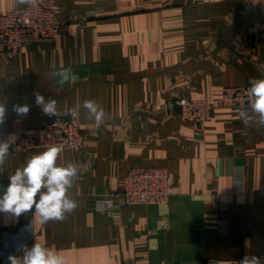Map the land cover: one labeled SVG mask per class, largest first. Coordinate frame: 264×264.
I'll list each match as a JSON object with an SVG mask.
<instances>
[{
	"label": "crops",
	"instance_id": "obj_1",
	"mask_svg": "<svg viewBox=\"0 0 264 264\" xmlns=\"http://www.w3.org/2000/svg\"><path fill=\"white\" fill-rule=\"evenodd\" d=\"M55 2L86 24L68 23L53 41L0 54V102L7 108L1 140L10 145L0 194L10 174L48 148L11 149L23 129L47 121L36 92L55 99L60 115L94 100L105 118L97 128L81 108L83 149L61 146L58 166L80 165L68 191L77 209L46 223L34 211L0 213V233L17 238L0 245V264L36 241L65 264H209L245 254L264 264V128H246L239 111L220 101L225 86L263 78L264 0ZM24 5L0 0V13ZM62 68L72 69L63 85L49 78ZM176 90L210 98L211 118L197 123L169 113L166 100ZM17 104L29 105L26 116L13 111ZM137 165L170 170L175 194L163 204L168 212L121 197L97 210V200L120 190Z\"/></svg>",
	"mask_w": 264,
	"mask_h": 264
},
{
	"label": "built area",
	"instance_id": "obj_2",
	"mask_svg": "<svg viewBox=\"0 0 264 264\" xmlns=\"http://www.w3.org/2000/svg\"><path fill=\"white\" fill-rule=\"evenodd\" d=\"M94 14V11L90 12ZM73 19L65 7L55 0H39L36 7L25 4L0 13V54L13 56L32 45L55 40L61 28ZM264 78V73H263ZM249 83L229 85L222 89L220 101L240 112L248 109L247 89ZM170 113H179L186 120L205 123L211 118L212 100L208 97H193L176 90L167 100ZM3 133L0 130V140ZM84 134L76 118L70 115L47 116L40 126L23 129L11 145L13 151L46 148L52 145L68 147L73 151L84 147ZM241 177V176H239ZM235 179V185H242V177ZM217 191V188H213ZM175 194L170 178V170L164 166H132L124 177L123 187L113 191L108 197L97 200V210L105 211L114 206V199L123 198L126 204H167ZM3 243L15 244L16 234L8 231L0 233ZM240 260L209 259V264H238Z\"/></svg>",
	"mask_w": 264,
	"mask_h": 264
},
{
	"label": "clouds",
	"instance_id": "obj_3",
	"mask_svg": "<svg viewBox=\"0 0 264 264\" xmlns=\"http://www.w3.org/2000/svg\"><path fill=\"white\" fill-rule=\"evenodd\" d=\"M20 4L32 7L38 5L39 0H18ZM258 70L264 73V66H258ZM49 78H55L61 85L72 79V69L62 68L59 71L49 73ZM250 87L246 90L248 96V109H242L239 117L244 126L264 128V78L252 79ZM35 104L41 108L42 113L49 117L60 115L57 101L52 98L46 99L39 92L35 94ZM83 108L88 118L93 120L99 128L105 118V112L94 100H85L68 110L67 114L73 118L79 117L80 109ZM29 105H13V111L18 115L26 116ZM6 105L0 102V125L4 123ZM10 145L0 140V172L9 154ZM63 148L52 145L45 151L31 156L26 163L8 176L9 184L6 190L0 194V213L11 214L20 217L22 214L35 212L41 223L50 220L60 221L66 214L74 212L78 204L68 195L74 181L78 178L80 165L69 162L64 166H58L57 160ZM203 197L193 196V200ZM160 215L168 212L166 205H160ZM21 255H9L8 264H65L64 258L55 250L36 241L31 248L25 245L17 249ZM238 264H260V258L245 254Z\"/></svg>",
	"mask_w": 264,
	"mask_h": 264
},
{
	"label": "rangeland",
	"instance_id": "obj_4",
	"mask_svg": "<svg viewBox=\"0 0 264 264\" xmlns=\"http://www.w3.org/2000/svg\"><path fill=\"white\" fill-rule=\"evenodd\" d=\"M92 17V16H91ZM86 21L87 20H81V21H78V22H76L75 24H79V25H85L86 24ZM175 94V93H174ZM173 94V95H174ZM172 95V96H173ZM170 98V97H169ZM169 98H167V100L169 99ZM167 100H166V104H167ZM167 107V106H166ZM168 110V109H167ZM170 113V112H169ZM184 118V117H183ZM4 243L0 240V245H3ZM7 244V243H6Z\"/></svg>",
	"mask_w": 264,
	"mask_h": 264
}]
</instances>
